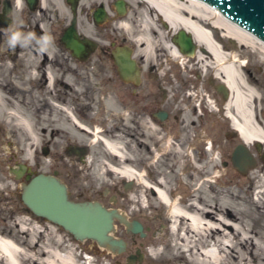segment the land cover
Instances as JSON below:
<instances>
[{"label":"rangeland","instance_id":"1","mask_svg":"<svg viewBox=\"0 0 264 264\" xmlns=\"http://www.w3.org/2000/svg\"><path fill=\"white\" fill-rule=\"evenodd\" d=\"M13 2V0H0V43H2L0 46L3 47L7 63L13 60L18 50L21 51L19 54H27L28 60L32 62L31 66L37 69L38 74L35 80L33 78L29 84H26L28 91L4 93L9 104H18L22 112L31 115L30 124L34 136L29 137L23 127L13 128L0 122V237L17 238L29 244L37 241L39 249L48 247L53 253V260L57 261V258L65 259L70 254H74L80 264H117L106 250L98 247L93 241L74 239L62 227L34 215L24 206L20 199V186L25 180L23 177L16 179L9 171L11 166L21 162L27 164L33 174L39 172L56 174L66 183L69 196L74 200L101 199L105 206L116 207L128 217H139L138 219H141L152 231L144 238H137L135 244H130L131 251L134 249L133 245H138L141 241V244H144L143 264H205L199 259H202L200 257L203 252L209 250L219 253L223 261L221 264H264V209L255 206L258 204L256 194L260 189L257 188L258 179L256 180L254 175L257 166L264 163V145L260 143L251 144L250 147L245 145L253 160L243 173L229 163L223 166V160L229 161L231 149H226L224 154L219 146L216 152L213 150L209 154L198 153L199 150L196 149L199 146L195 145L196 149L193 148L192 151L187 148L178 151L172 139L170 140L172 147L165 157H154L152 153L153 157L145 159L150 155L149 148L156 150L155 152L159 150L155 144L159 130L148 129L143 137L137 134L130 127L127 116L126 119H122L115 113L116 108L112 98L101 102L100 93L95 89L97 77L90 75L87 80V93H82L83 96L81 95L82 97L77 100L78 103L76 99L59 96L56 87H51L50 90L45 87L46 71L52 77L54 58L69 61L70 57L68 51L61 45L52 43L54 7L52 4L49 5L44 14L15 17L12 14ZM64 2L65 0H61L59 7L66 9ZM4 7H7V11ZM26 11L30 12L28 8ZM60 20L64 24L65 18L62 17ZM14 32L21 34V42L11 46L7 39H10ZM214 35L220 44L237 45L230 39L222 40L221 32L218 30ZM259 46L256 45L258 48ZM247 52L250 72L264 85V56H260L259 52L251 48ZM43 62L47 64L46 67H43ZM69 62L76 67L73 61ZM185 64L188 65L186 61ZM18 68L24 70L20 74L22 79L28 77V67L22 64ZM7 74L9 77L12 76ZM183 78L189 82L192 75L185 73ZM1 79L3 80L0 76ZM67 80L73 81L74 78L71 80L67 77ZM71 86L73 87L74 83L71 82ZM192 92L193 94H190ZM196 97L192 88L186 92L183 90L178 105L181 108L180 123L184 125L183 127H188V130H185L188 132V140L192 139L194 144L196 139L189 124L195 121ZM78 105L83 106L84 110L79 112ZM77 123L85 125L90 131L79 129ZM260 125L264 128V122H260ZM95 130H99L102 137L120 143L127 159L126 163H122L92 135V131ZM194 130L196 132V128ZM185 131L180 130V135L176 139L182 141ZM219 132L220 130L217 134L218 142L225 144L224 136ZM134 134L138 137L135 138ZM240 141L239 138L234 140V142ZM189 158L195 162L194 166L204 169L207 174L197 178L196 184L187 177L184 178L185 184L191 185L187 188L180 180L184 168H174L173 164L182 160V164L187 165L185 173H193L195 172L191 165L193 162L190 163ZM212 158L215 162L211 165ZM110 165L130 166L146 179L149 186H158L159 181H165L168 190L174 191L170 196L172 195L176 201L186 202L195 195L205 206L213 207L218 210L217 212L225 213L228 209L238 219L231 221L230 224L234 232L227 239L216 233L210 235L208 241L198 237L195 243H188L187 248L179 249V245L184 243L170 232L171 223L167 219V206L153 195L151 188L147 187L146 190L141 184L122 177L111 169ZM203 181L204 190L193 193L198 187L197 184ZM138 197L143 199V205L137 202ZM22 222L29 225L27 227L29 231L26 230L25 234H22V229L19 230ZM33 228L35 231L32 230ZM49 232H52V236ZM115 234L131 242L129 234L123 227H119ZM160 238L163 242L154 246L155 240ZM153 249H157L160 255L152 256ZM118 264H127V262L120 259Z\"/></svg>","mask_w":264,"mask_h":264},{"label":"flooded vegetation","instance_id":"2","mask_svg":"<svg viewBox=\"0 0 264 264\" xmlns=\"http://www.w3.org/2000/svg\"><path fill=\"white\" fill-rule=\"evenodd\" d=\"M64 4L68 14L65 16L64 24L60 20L61 17L55 16L52 43L61 45L68 51L70 54L69 61H73L76 67H73V63L68 60L54 58L52 62V87H56L59 96L76 99L75 101L78 103L77 100L83 96L82 93H87L88 78L90 75H94L98 79L95 83V89L100 93L101 102L112 98L116 108L115 113L122 119L124 117L126 119L127 116L130 127L141 137L144 136L146 130L152 131V128L156 127L155 129L170 134L172 141L177 146L181 145L183 149L191 145L190 151H192L193 148L196 149L195 145H197L199 146L196 149L199 150L198 153L208 154L213 150L216 152L219 146L224 154L226 149H231L229 161L223 160L222 163L223 166L228 165V163L233 166L231 162L232 151L242 142H234L236 138H239L238 133L226 114V102L231 96V91L222 76L218 75L215 69L209 65V59H206V57L209 58L206 47L198 45L193 40L194 49L191 55L181 51L176 42L178 32L181 29L170 33L167 20L158 12L157 7L151 3L150 5L147 0H76L74 5L69 0H65ZM72 24L78 38L85 40L84 45H94L84 58L74 57L62 40L65 31ZM165 40L175 45L180 54H183L184 59H173L167 55L169 54L168 51L162 46ZM148 42H155V45H159L152 55L144 49ZM117 47L128 48L130 57L134 62V68H132L127 80L120 76L118 66L113 58V53ZM218 47L228 60L235 62L237 70L240 71L242 82L240 84L243 85L241 86L249 85L252 87L256 94L251 99L253 118L258 124L264 122V85L250 72L248 48L240 45H223V43ZM200 54L204 56V63L195 60L196 57H200ZM185 59L186 61L194 59L192 68L189 67L191 63L188 66L183 62ZM185 73L192 75L189 82L183 78ZM67 77L71 80L74 78V80L69 81ZM71 82L74 83L73 87ZM189 88H192L197 95L195 121L189 124L193 128L196 144L192 139L191 141L188 140V132H186L188 127H183L184 125L179 120L181 109L178 106L179 97L183 90L186 92ZM101 104V108H103V103ZM77 109L81 112L84 107L78 105ZM229 111L232 112V108H229ZM123 114L127 115L123 116ZM180 130H186L183 133L182 141L176 139L180 135ZM218 130H220V134H223L225 144L218 142ZM133 136L138 137L136 134ZM151 157L150 154L145 159ZM198 159L200 160V158ZM92 200L101 202V199L93 198ZM138 218L129 217V219L141 222L143 237H140L139 233L126 231V228L120 223L116 224L115 233L119 227H123L131 240L130 242L121 237L126 241L124 253L112 255L107 252L117 264L120 259L126 262L128 255H136L137 249L143 255L141 263L144 262L145 254L142 251V241L138 245H133L132 251L130 244H135L137 238H144L152 231ZM141 263L136 261L133 264Z\"/></svg>","mask_w":264,"mask_h":264},{"label":"bare ground","instance_id":"3","mask_svg":"<svg viewBox=\"0 0 264 264\" xmlns=\"http://www.w3.org/2000/svg\"><path fill=\"white\" fill-rule=\"evenodd\" d=\"M13 1L14 10L12 14L15 17L17 15L30 16L38 13L44 14L47 12L48 6L51 4L54 7L53 12L55 16L65 18V16L68 14V11H66V9H63L64 7H59V2L61 0H39L38 5L35 7V9H30L27 6L25 0ZM147 1H149V4L151 3L155 5L158 12H160L163 18L167 20V23L170 26V33H173L178 29L184 30L187 33L191 34L195 43H197L198 45H203L207 48L209 58L206 57V59H209V65L215 69L218 75L222 76L224 82L230 88L231 96L226 102V114L230 118L233 127L237 131L239 139H241L244 145L249 147L251 146V144L253 145L255 143L264 145V128H262L260 124L255 122V119L253 118L254 114L252 113L253 109H251V99L256 94L251 86L248 85L246 87H242L243 85L240 84V71L237 70L235 62L228 60L225 57L226 55H224V53L219 50L218 45H220V42L217 41L216 35H214V33L218 30L221 32L222 40L230 39L237 45L256 50L257 52H259L260 56H264V42L259 40L246 30L242 29L235 23L224 18L216 8L201 3L199 0ZM25 8H28L30 12L26 11ZM4 10L7 11V7H4ZM154 43L148 42L144 48L145 51L149 52L151 55L154 53V51L157 50L156 47L159 46L155 45ZM257 44L260 45L259 48L256 47ZM0 45H2V43H0ZM162 46H164L168 51L169 54L167 55H170L173 59H184V57L182 56L183 54L181 55L177 47L170 43L168 40H165ZM19 52L21 51L18 50V54L15 55L13 60L7 63L3 47L0 46V76L3 78V80H0V122H2L5 126H12L13 128L23 127L27 132V135L29 137H32L34 136V131L30 124L31 115L27 112H22L18 104H9V102H7L4 97V93L13 91H28L29 89L28 86L26 87V84H29V82L31 81V79L33 80V78L35 80L36 75L38 74V72H36L37 69L31 66L32 62L31 60H28V55L21 53L19 54ZM203 57L204 56L200 54V57H196L195 60H197V62L199 61L201 63H204ZM193 60L188 59V61H186L185 59L183 62L185 63L186 61L188 64H190ZM22 64L29 68V78L26 76V78L22 79V77L20 76V74H22L24 70L19 69L18 66ZM42 65L43 67L47 66L45 62H43ZM191 66H193V63ZM7 73L12 74V76L10 75L9 77ZM45 87L48 90H50L52 87V77L48 74L47 71L45 78ZM229 108H232V112L229 111ZM124 115L126 116L127 114H123V116ZM76 125H78L79 129L81 130L90 131V129L83 124L77 123ZM92 135L98 138V140H100L105 148H107V150L115 155L122 163H126L125 161H127V159L125 157L123 147L119 142H113L102 137L99 130L92 131ZM155 139V144L157 145L159 150L155 152L156 150L150 149L151 156L153 157V153L154 157H165V155L168 154L169 148L172 147L170 141L172 138L170 137V134H165L163 131L161 132L159 130V135H157ZM190 146L191 145H188L187 149L190 150L192 147ZM177 148L178 151L185 150L181 145L177 146ZM153 150L154 152H152ZM189 160L190 163L193 162V164L191 165L194 168L193 171H195L190 174L185 173V171L187 170V165L186 163L182 164V160L177 161L173 164L174 168H184V173L180 176L182 184H185L186 179L184 178L186 177L188 178V180H191L196 184L197 178H199L200 176H205V174H207L204 169L197 168L196 165L195 167V162L192 161V159L189 158ZM214 162L215 159L212 158L210 164L212 165ZM110 167L111 169H114V171L118 174H121L122 177L127 178L134 183L141 184L144 189L147 190V187L151 188L153 195L161 203L167 206V219L171 223L170 232L173 236H176L181 242L184 243L180 245L178 244L179 249H182L183 247L184 249L187 248L188 243H195L198 237H201L203 239L205 238V241H208L209 236L216 233L223 239H227L234 232V229L230 228V224L231 221H237L238 219L236 215L233 212L228 211V209L225 211V213L221 211L217 212V209H214L210 206H205L199 199L195 197V195L186 202H183L182 200L176 201L172 198L174 191L168 190L165 181H159L158 186H149L146 182V179L142 175L138 174L135 170L130 168V166L120 165L119 167H116L114 165H110ZM217 175L220 178L219 172H217ZM254 175L255 179H258L257 188L260 189V191H258V193L256 194L258 204H256L255 206L258 209H260L261 207H263L264 209V163L257 166ZM203 184L204 181L201 184L198 183V187L193 191V193H196L197 190H204ZM185 185L187 188H190L191 186L187 183ZM171 193L172 195L170 196ZM137 202H139V204L141 205L144 204L142 203L143 199L139 197ZM146 206L148 208L150 207L149 205ZM28 226L29 225L26 222L21 223V228H19V230L21 231L22 229V234H25L26 230L29 231V228H27ZM32 230L35 231L34 228ZM49 233L52 236V232ZM161 242H163V239H157L155 240L153 245L156 246ZM214 245L216 244L214 243ZM216 252L217 251L214 252V250L206 251V253L203 252L200 257L202 259L199 260L204 261L205 264H221L223 261L221 260L219 253ZM151 253L152 256L155 257L160 255L157 249H153ZM57 259L61 262H58L56 259L53 260V253L48 249V247H40L39 249V244L37 241L29 244L27 243V241L17 238L0 237V264H80L76 255L74 254H70V256L66 257L65 259Z\"/></svg>","mask_w":264,"mask_h":264},{"label":"water","instance_id":"4","mask_svg":"<svg viewBox=\"0 0 264 264\" xmlns=\"http://www.w3.org/2000/svg\"><path fill=\"white\" fill-rule=\"evenodd\" d=\"M30 9H35L38 0H25ZM74 5L76 0H69ZM201 3L216 8L227 20L235 23L259 40L264 42V0H199ZM5 12V11H4ZM1 17V15H0ZM62 40L72 55L84 58L94 45H84L73 24L65 31ZM176 42L181 51L191 55L194 45L190 33L181 30ZM113 58L118 66L120 76L127 80L134 62L126 47H117ZM252 156L247 147L240 143L232 151L231 162L235 169L243 173L252 163ZM16 179L21 182L20 199L24 206L34 215L42 217L70 233L74 239H89L112 255H119L126 250V241L115 235L116 224L120 223L126 231L144 236L142 225L138 220L129 219L116 207H107L98 200H74L70 198L68 187L56 174L35 173L25 163L18 162L9 168ZM142 253L137 249L136 255L126 258L127 264L141 263Z\"/></svg>","mask_w":264,"mask_h":264},{"label":"clouds","instance_id":"5","mask_svg":"<svg viewBox=\"0 0 264 264\" xmlns=\"http://www.w3.org/2000/svg\"><path fill=\"white\" fill-rule=\"evenodd\" d=\"M20 36L21 34L19 32L12 33L9 39V44L15 46L17 43L21 42Z\"/></svg>","mask_w":264,"mask_h":264}]
</instances>
